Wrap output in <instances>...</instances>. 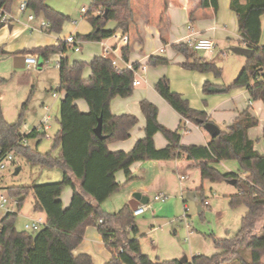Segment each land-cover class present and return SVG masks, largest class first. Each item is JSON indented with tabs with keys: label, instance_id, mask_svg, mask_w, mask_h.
<instances>
[{
	"label": "trees",
	"instance_id": "obj_1",
	"mask_svg": "<svg viewBox=\"0 0 264 264\" xmlns=\"http://www.w3.org/2000/svg\"><path fill=\"white\" fill-rule=\"evenodd\" d=\"M13 2L0 0V29L6 25L1 21V16L11 12ZM91 3L83 18L89 20L92 31L87 35H78V40L100 42L113 36L116 31L126 34L134 23L130 0H92ZM26 4L27 10L34 16L50 22L47 32L59 33L68 20L45 4L44 0H27ZM198 7H212L216 12L218 0H201ZM229 10L236 15L239 36L252 53L234 82L222 86L206 82L202 93L205 96L225 94L244 87L250 102H264V45H259L264 0H230ZM105 12V17H102ZM109 22H114L116 26L110 31L104 30ZM171 49L184 56L181 64L184 69L221 77V68L198 55L187 43H177ZM122 50V59L127 61L129 45ZM62 51H65L64 47ZM22 53L47 60L58 50L46 46L23 50ZM4 55L0 46V58ZM85 66L90 69L87 79L83 77ZM58 68L57 91L64 92V97L59 105V128L47 153L23 145L24 140L31 139H36V144H39L44 137L34 128L26 134L19 132L27 103L23 104L14 123L3 118L0 103V156L17 154L30 167L58 168L62 172L58 182L7 188L8 197L17 200V212L30 196L33 199V213H42L46 220L43 227L34 233L25 230L17 232L14 228L17 212H6L0 220V264H93L87 254L73 255L88 226L98 231L111 254L106 264H180L178 260L152 261L142 254L136 238L139 230L128 206L115 213H107L101 207L121 188L114 178L116 172L123 171L128 184L132 179V163L162 160H184L189 163L188 168L197 167L200 178L210 183L236 180V194L229 196L228 205L230 208L243 206L247 209L235 236L213 239L218 252L210 257L194 256L184 264H264V155L255 150V144L248 136L249 130L258 125L257 118L249 108L242 111L226 132L220 131L211 138L207 146H185L180 143V130L173 132L160 125L157 108L144 100L140 103V110L146 120L145 138L137 141L129 153H112L106 148L107 144L128 139L129 129L137 123V118L134 115L111 114L110 101L113 97L127 98L132 93L134 72L139 67L134 64L132 69L118 71L111 59L96 56L88 64L62 57ZM4 81L0 78V83ZM154 90L176 114L190 123L203 129L205 124L212 123L206 113L192 109L186 99L173 92L166 77L157 81ZM79 99L88 105L87 113L78 109L76 101ZM99 118L103 138L94 132ZM157 133H162L168 142L162 150L154 147L153 138ZM261 139L264 143V129ZM55 149L59 150L57 156L52 154ZM227 160L237 161L245 177L233 172L221 173L216 166ZM67 186L72 188V199L70 205L63 209L59 196ZM204 202L202 199L203 205Z\"/></svg>",
	"mask_w": 264,
	"mask_h": 264
},
{
	"label": "crops",
	"instance_id": "obj_2",
	"mask_svg": "<svg viewBox=\"0 0 264 264\" xmlns=\"http://www.w3.org/2000/svg\"><path fill=\"white\" fill-rule=\"evenodd\" d=\"M21 1L23 0L13 3L14 5L11 12L7 13L9 23L0 29V46L5 54L1 59H10L12 68L14 69H25V67H14L15 65L20 66L22 64L20 60H15L16 57L33 55L23 54V50L45 48L46 46L55 47L56 42L61 41V39L65 37L74 36L77 39V36L80 35L79 33H68L63 35L60 34V32H47L46 28H41V23L44 20L42 17L34 16L32 20H29L27 18L28 15L31 14V11H20ZM24 1L26 2L27 0ZM90 1L92 2V0ZM131 1L134 23L126 33L129 37L126 43L119 40V35H122L120 31H116L113 36L100 42H86L90 45H99L98 51L94 52L92 55H88V59H84L89 63L96 56L105 57L104 48H107L108 51H110L107 58L116 59L117 67L120 70H127L128 67H132L134 64L139 67L138 70L134 72V79L140 82V84L134 86L132 93L127 98L113 97L109 105L111 114L115 116L134 115L137 118V123L129 129L128 139L113 141L107 144L106 148L112 153L118 151L129 153V151L134 148L133 146L137 141L145 138L144 129L146 120L140 110V103L144 100L149 101L157 108V121L160 125L173 132L180 130V143L182 145L207 146L211 139L208 132L183 119L178 113L176 114L168 103L155 92L154 86L157 81L160 80L161 77H166L168 82H170L171 90L175 93L177 92L181 97L186 99L192 109L206 113L209 121H212L220 131L226 132L228 126L242 114V111L249 108V111L257 118L258 125L249 130L248 136L254 142L255 150L261 155H264V143L261 139L264 129V102L260 100L250 102L249 95L244 87L230 90L225 94L205 96L202 93L204 83L210 82L218 86L226 84L221 82L220 78L214 77L212 73L202 74L184 69L181 65L185 60L184 56L171 49V46L177 43H187L189 38L195 40L208 38L214 42L215 51L212 54L198 52V55H201V57L207 61H213L217 55H223L221 48H219L221 43L224 42L223 38L227 41H232V43H237V47H245L237 31L236 15L229 10L230 0H218V10L216 12L213 11L212 7H206V9L199 8L198 6L201 0H154L153 6L150 0ZM81 8L88 9V7L85 6ZM80 13L82 16L84 15L81 9ZM260 22L262 33L259 45H264V15L261 16ZM229 24H231L229 29L232 30V32H227V25ZM115 26L116 24L114 22H109L104 27V30L110 31L114 29ZM188 26L192 28V32L187 29ZM91 31L92 27L91 30L84 35L89 34ZM229 35L236 37L237 40H233L231 38L232 36ZM79 41L81 48L85 41ZM127 44L129 45L130 53L127 61H124L122 59V49L126 47ZM33 56L37 59V65L33 68L35 71H46L51 65L46 64V68L43 67L45 61L47 62L50 59L54 60L52 68L58 70L59 83V68L55 67V64L59 60L58 53L51 55L47 60H42L37 55ZM39 63L41 64L39 65ZM89 75L90 69L83 72L84 79H87ZM49 91L51 98L55 99L56 97L52 96V85ZM76 105L81 112H88V105L84 100L79 99V101H76ZM43 107L49 108L48 114L50 116V106H45L43 103L40 106L42 112L41 118L45 114ZM41 120L42 119H40V121ZM58 120L59 118L55 120L56 126L53 127V137L59 128ZM51 121L52 117L50 119V122ZM49 127V129H52V125ZM33 128L34 127L31 129ZM31 129L26 133L30 132ZM34 140V147H36L39 152L47 153L50 151L43 152L39 150L38 146L40 143L36 144L37 140ZM153 141L154 147L157 150H162V148L168 145L162 133H157ZM58 152L59 150L55 149L52 153L53 156H57ZM14 164L13 166H15ZM188 165L189 163L184 160H178V162L169 160L134 162L130 166L132 176L130 183L126 184L123 171L116 172L114 178L115 181L121 185V188L104 201L101 207L107 213H115L124 206L129 207V203L133 201L132 194L138 193L142 196L143 203H145L139 204L138 206L147 205L149 203L150 206L147 209L148 211L152 206L151 201L158 194H164L166 197H169L170 194L179 195L185 190L195 191V189H198L195 185L194 178L196 173L195 168L197 167L188 168ZM17 168H19V170L16 174L22 170L21 167L17 166L16 169ZM59 171L61 174H58V177L57 174L56 176L54 174L53 177L61 180L62 172L61 170ZM245 175L244 173L241 177L244 178ZM180 176H182V179H180ZM198 176L200 178V173ZM43 179L49 181L50 177L49 175H45ZM200 180L201 182L203 181L202 178H200ZM226 183L229 184V182ZM200 189H202V186H200L199 190ZM71 196L72 188L69 186L65 187L59 196L63 209H66L70 205ZM27 198L31 199L32 207L33 199L30 196ZM14 204L17 206V200L14 201ZM204 205L209 206L207 200H205ZM25 217L28 223L34 219H41L44 223L46 220L45 215L42 213L34 212L33 215L26 214ZM85 230L83 240L77 248L73 250V255L79 256L87 254L91 257L93 264H106L111 258V254L104 246L101 235L92 226L86 227Z\"/></svg>",
	"mask_w": 264,
	"mask_h": 264
},
{
	"label": "rangeland",
	"instance_id": "obj_3",
	"mask_svg": "<svg viewBox=\"0 0 264 264\" xmlns=\"http://www.w3.org/2000/svg\"><path fill=\"white\" fill-rule=\"evenodd\" d=\"M15 1L19 2L20 0H14L13 3ZM150 1L153 6L155 1ZM44 2L59 14L67 17L68 20L65 21L64 27L62 26L60 34L79 33L84 35L91 30L89 20L83 18L80 13L81 7H90L92 4L90 0H44ZM227 27V32H232L229 29L231 24ZM231 38L237 40L234 36ZM223 40L224 42L219 46L223 55H217L213 62L221 68V82L228 85L235 81L245 65L246 58L231 51L232 48L238 46L237 43H232V41H227L224 38ZM98 49V44L90 45L85 42L78 53L66 49L64 57L70 61L82 60L88 64L89 62L84 59H88V55H92ZM53 61L50 59L46 62L51 65L46 71H35L34 69L28 71L26 69H14L10 59L0 58V78L5 79L4 82L0 83V103L3 118L7 122L14 123L23 104L27 103V108L23 112L24 122L19 129V132L24 134L42 119L40 106L43 103L51 108L52 121L49 126L52 125V129L47 130L48 137H43L38 146L39 150L43 152L51 149L53 127L56 126L55 120L59 118V105L63 97V92L57 91L58 70L52 68ZM87 69L89 68L85 66V70ZM51 85L57 94L55 99L50 96ZM34 141V139L29 141L31 148H34ZM14 163L15 166L8 164L6 169L0 170V199L3 197L8 201L5 204V209L0 210V220L6 212H17L15 200L8 197L7 188L17 185L30 186L33 185V182L49 184L60 181L59 178L53 177L54 174L55 176L57 174V177L58 174H61L58 168L45 169L38 165L30 167L26 164L25 159L17 154H14ZM17 166L21 167L22 170L14 175ZM216 167L221 173L233 172L240 177L242 175L239 163L235 160L220 162ZM195 172V185L198 189L195 191L185 190L179 195L170 194L163 202L152 200V206L147 213L134 218L135 225L139 230L136 238L141 246V252L152 261H179L182 257H186L190 261L192 257L197 255L210 257L218 252L213 239H229L235 236L241 228V220L247 209L243 206L230 208L228 205L229 196L236 194L235 187L226 182L210 183L206 180L201 182L197 168H195ZM45 175H49V181L43 179ZM200 186H202L201 190H199ZM202 199L207 200L209 206H204ZM31 208V199L27 198L17 212V219L14 224L17 232L24 231L23 226L28 223L25 215H33ZM232 264H240V262Z\"/></svg>",
	"mask_w": 264,
	"mask_h": 264
},
{
	"label": "built area",
	"instance_id": "obj_4",
	"mask_svg": "<svg viewBox=\"0 0 264 264\" xmlns=\"http://www.w3.org/2000/svg\"><path fill=\"white\" fill-rule=\"evenodd\" d=\"M19 9L21 12L27 11V4L25 1H21ZM87 10L88 9H86V8H81V12L83 14H85L87 12ZM33 18H34V15L31 12V14L28 15L27 19L32 20ZM1 21L5 24L9 23L7 13L2 14ZM49 26H50V22L48 20L44 19L41 23V28L45 29V28H48ZM187 29L190 32H192V28L190 26H188ZM119 40L126 43L129 40V37L127 34H122V35H119ZM187 45L189 46V48H192L196 52H203V53H207V54L208 53L212 54L215 51L214 42L208 38L207 39H198V40H195L193 38H189L187 41ZM63 47L65 48V50L70 49L71 51L78 53V51L80 50V41L78 39H76L74 36H68V37H65L64 39H61V41L56 42L55 48L58 50V55H59V60L55 64L56 68H58V66H59L60 59H62V57H64L65 53L62 51ZM109 52L110 51H108L107 48H104L105 58H107ZM111 63L114 67H116V69L118 71H121L117 67L116 59H111ZM46 64L47 63L45 61L43 67L46 68ZM36 65H37V59L35 56L29 55V56L25 57V60H24L25 69H27V70L33 69ZM128 69H132V67H128ZM132 83H133V86H138L140 84V82H138L136 79H133ZM52 96L57 97V94L53 91ZM43 110L45 111V114L43 115L42 120L34 127V129L38 134H43L44 137H48L46 132L49 129V122H50L51 117L48 114V111H49L48 107H43ZM23 145L24 146L28 145V141L24 140ZM8 164H12V165L14 164V154L13 153H8V154H5L4 156H0V170L6 169L7 168L6 166ZM180 179H182V176H180ZM165 199H166V195L158 194L154 197L153 200L155 202H158V201L163 202V200H165ZM0 200H1L0 201V210L5 209V204L8 201L3 197H1ZM205 205H206V203H205ZM149 206L150 205L148 203L147 205H142V206L136 207L134 210H132L133 216L138 217V216L143 215L144 213H146ZM44 224L45 223L41 219H34V220L30 221L29 223L24 225V230L34 233L35 231H38L39 229H41Z\"/></svg>",
	"mask_w": 264,
	"mask_h": 264
},
{
	"label": "water",
	"instance_id": "obj_5",
	"mask_svg": "<svg viewBox=\"0 0 264 264\" xmlns=\"http://www.w3.org/2000/svg\"><path fill=\"white\" fill-rule=\"evenodd\" d=\"M105 15H106V12L103 14L102 17H105ZM231 51L238 56H240V55L244 56L246 59L249 58L251 53H252L251 50L247 47H234L231 49ZM15 60H20L22 62V64L20 66L15 65L14 66L15 68H24L25 57H23V56L16 57ZM204 129L208 132V134L211 136V138L217 136L220 133V130L213 123L205 124ZM94 132L98 135V137L103 138L102 132H101V118L98 119V124H97ZM18 170H19V168L16 169L15 175L18 172ZM228 182H229V184L234 185L236 180H228ZM132 196H133V201H131V203H129V208L131 210H134L139 204H145L142 201V196H140L138 193H133ZM187 262H188V260L186 257H182L179 260L180 264L181 263L184 264Z\"/></svg>",
	"mask_w": 264,
	"mask_h": 264
}]
</instances>
